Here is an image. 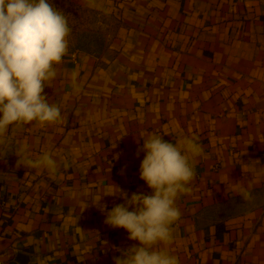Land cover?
<instances>
[{
    "label": "crops",
    "instance_id": "0c3cea01",
    "mask_svg": "<svg viewBox=\"0 0 264 264\" xmlns=\"http://www.w3.org/2000/svg\"><path fill=\"white\" fill-rule=\"evenodd\" d=\"M71 1L115 27L101 51L68 43L54 65L42 95L62 118L10 125L0 143L4 264H115L138 246L105 219L120 190L152 194L139 171L151 134L202 147L157 247L179 264H264V0ZM44 153L55 173L17 167Z\"/></svg>",
    "mask_w": 264,
    "mask_h": 264
},
{
    "label": "clouds",
    "instance_id": "9594fccd",
    "mask_svg": "<svg viewBox=\"0 0 264 264\" xmlns=\"http://www.w3.org/2000/svg\"><path fill=\"white\" fill-rule=\"evenodd\" d=\"M69 32L66 16L50 0H0V143L10 125L54 123L62 118L60 108L42 93L57 74L54 65L67 52ZM141 143L140 179L152 194L132 193L129 198L119 189L125 203L107 211L105 224L125 229L130 240L138 241V246L115 258V264H179L178 257L157 245L173 239L171 225L180 217L175 199L188 191L186 185L195 175L190 155H199L202 147L191 138L173 143L156 134ZM26 149L24 144L19 153ZM21 165L47 168L50 173L57 170L49 153L37 159L23 155L17 159V167ZM241 194L246 199L251 195L246 189ZM101 199L93 204L104 212L107 206L100 204Z\"/></svg>",
    "mask_w": 264,
    "mask_h": 264
},
{
    "label": "rangeland",
    "instance_id": "374dc122",
    "mask_svg": "<svg viewBox=\"0 0 264 264\" xmlns=\"http://www.w3.org/2000/svg\"><path fill=\"white\" fill-rule=\"evenodd\" d=\"M50 2L67 18L70 32L66 39L72 47L88 52H99L103 49L108 35L115 27L110 16L77 6L71 0Z\"/></svg>",
    "mask_w": 264,
    "mask_h": 264
},
{
    "label": "built area",
    "instance_id": "2783aa9c",
    "mask_svg": "<svg viewBox=\"0 0 264 264\" xmlns=\"http://www.w3.org/2000/svg\"><path fill=\"white\" fill-rule=\"evenodd\" d=\"M192 181L193 179L189 183H191ZM0 264H4V254L1 251H0Z\"/></svg>",
    "mask_w": 264,
    "mask_h": 264
}]
</instances>
